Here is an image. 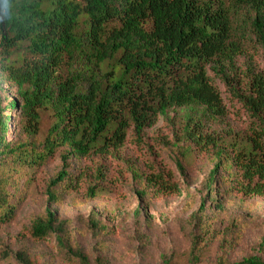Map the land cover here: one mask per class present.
Returning a JSON list of instances; mask_svg holds the SVG:
<instances>
[{
  "label": "trees",
  "instance_id": "trees-1",
  "mask_svg": "<svg viewBox=\"0 0 264 264\" xmlns=\"http://www.w3.org/2000/svg\"><path fill=\"white\" fill-rule=\"evenodd\" d=\"M0 16V73L16 88L3 106L0 86V226L14 219L37 170L60 153L62 169L47 185L48 202L57 203L83 179L88 196L99 198L109 181L108 157L120 159L130 134L145 146L147 130L161 118L172 128L167 143L179 151L181 174L196 154L211 153L216 167L209 189L224 163L236 176L227 192L264 196V0H0ZM220 85L247 114L246 130L229 122ZM11 129L18 138L8 139ZM147 147L154 160L132 163L130 175L145 193H177L173 171ZM95 156L104 162L89 178L82 169L74 172L72 158ZM212 202L221 207L217 195ZM51 233L88 264L47 208L29 234L40 241ZM16 258L30 264L24 253Z\"/></svg>",
  "mask_w": 264,
  "mask_h": 264
},
{
  "label": "rangeland",
  "instance_id": "rangeland-1",
  "mask_svg": "<svg viewBox=\"0 0 264 264\" xmlns=\"http://www.w3.org/2000/svg\"><path fill=\"white\" fill-rule=\"evenodd\" d=\"M259 62L263 66L261 58ZM0 86L6 106L16 97V88L1 73ZM220 88L229 108V122L236 130H246L250 121L244 109L222 85ZM177 113L172 111L170 116ZM169 124L161 118L149 128L145 146H136L130 134L120 150V159L108 157L109 181L99 198L88 196V181L83 179L77 189L68 193L61 190L60 200L50 204L47 185L62 169L61 153L38 169L35 179L23 188L14 219L0 226V264H22L17 253H24L30 264H83L76 254L59 245L57 234L40 241L30 237L32 220L47 208L56 212L58 222H63L70 233L73 251L87 256L88 264H227L251 256L264 260V196L227 192L236 176L230 177L232 171L224 163L209 189L207 182L216 167L211 153L196 154L181 174L176 166L179 151L167 143L173 141ZM17 136L18 131L11 129L8 139ZM150 144L156 151V161L173 171L180 185L177 193H145L144 186L130 175L132 163L140 165L142 161L145 165L154 160L147 147ZM103 160L95 156L91 160L72 158L70 162L74 172L84 170L87 179ZM225 177L229 179L224 184ZM24 180L22 177L19 182ZM213 195H217L221 207L212 202ZM5 248L10 256L3 259Z\"/></svg>",
  "mask_w": 264,
  "mask_h": 264
},
{
  "label": "clouds",
  "instance_id": "clouds-1",
  "mask_svg": "<svg viewBox=\"0 0 264 264\" xmlns=\"http://www.w3.org/2000/svg\"><path fill=\"white\" fill-rule=\"evenodd\" d=\"M2 19H3V17H2V16H0V22H2Z\"/></svg>",
  "mask_w": 264,
  "mask_h": 264
}]
</instances>
